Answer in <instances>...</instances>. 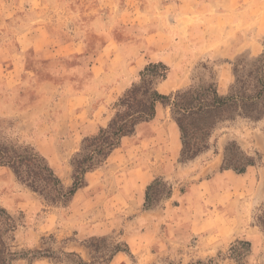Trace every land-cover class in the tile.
<instances>
[{
  "label": "crops",
  "instance_id": "obj_1",
  "mask_svg": "<svg viewBox=\"0 0 264 264\" xmlns=\"http://www.w3.org/2000/svg\"><path fill=\"white\" fill-rule=\"evenodd\" d=\"M50 1L55 11L47 16L43 8ZM179 1V16L190 17L204 5L220 0ZM73 3L75 0H0V50L7 57L6 62L0 60V81L11 95L0 106V116L17 120L45 137L46 144L62 146L71 154L83 138L107 126L113 105L137 80L145 65L162 62L169 67L167 79L157 86L158 91L163 90L160 93L168 95L188 85L191 67L203 57L202 47L206 48L192 42L180 43L183 41L175 40L158 25H147L135 36L120 41L115 33L118 19L113 21L107 10L93 16L95 29L70 26V16L89 17L79 7L73 10ZM119 12L125 15L126 10ZM136 12L137 7L127 14ZM9 18L14 23L11 31L5 29ZM8 33L15 36L13 46L4 41ZM29 53L50 68L28 69ZM30 83L37 89L33 101L26 90L14 92L18 86ZM180 151V133L170 109L158 104L155 117L139 124L132 136L122 138L103 167L86 174L85 186L72 198L74 201L81 195L83 204L97 205L108 212L128 211L132 217L123 222L114 212L113 216L108 215L113 217L111 222L104 220L106 232L92 231L81 237L104 235L121 226L122 240L130 253L143 260L164 252L168 255L191 243L208 258L236 240L259 245L261 232L251 227L250 215L246 214L250 204L239 207L236 203L244 190L251 191L248 193L261 203L264 188L259 186V169L250 167L240 175L222 170L220 150L181 164ZM260 151L264 163L263 150ZM173 165L176 170L172 177L179 184L157 207L144 210L146 187L155 178H164ZM0 177L9 185L20 184L7 168H1ZM249 225L251 229L246 230ZM124 262L125 256L117 253L108 264Z\"/></svg>",
  "mask_w": 264,
  "mask_h": 264
},
{
  "label": "rangeland",
  "instance_id": "obj_2",
  "mask_svg": "<svg viewBox=\"0 0 264 264\" xmlns=\"http://www.w3.org/2000/svg\"><path fill=\"white\" fill-rule=\"evenodd\" d=\"M179 3V0H153L151 2L150 0H75L71 6L72 9L76 10L79 7L78 9L84 10L89 14V17L70 16L68 20L71 21L69 25L73 27H93L92 22L95 13L107 10L113 16L112 20L118 19L115 20L118 23L115 33L120 41L135 36L137 30L149 27L147 25H158L160 28L164 27L168 30L175 40L183 41L180 43L186 41L195 45L206 46V48L202 47L204 50L203 57L191 67L188 85L180 89L216 83L219 94L227 95L235 80L234 67L242 70V67L249 66L264 51V1L220 0L213 5H204L203 9H198L199 11L195 16L190 15V17L179 16ZM46 5L47 7L43 8V13L48 16L55 11V8L52 1L47 2ZM136 7L138 12L129 16L127 13ZM184 7L188 9L189 5L186 4ZM204 7H208L209 11H206ZM2 10L3 8L0 7V11ZM12 10L13 8L9 9L10 14ZM122 10H126L125 15L119 12ZM8 20L9 26L5 29L11 31L14 23L12 19L9 18ZM131 25L134 28L130 29ZM93 29L95 28L93 27ZM0 36L3 35L0 34ZM5 36H8L4 39L6 43H10L11 46L16 43L14 34L8 33ZM0 42H2L1 38ZM1 46L0 44V49ZM3 53L5 51L1 52L0 50V60L4 59L3 61L6 62L7 57ZM28 56V69L39 68L43 71L50 68L48 64L37 62L32 53H29ZM14 84L15 82L12 83L11 87H14ZM4 86L0 81V106L3 105L4 100L8 101L11 96L10 90ZM20 89L26 90L33 101L37 89H34L31 83L29 86H18L14 92ZM159 91L163 92L161 88ZM0 141L6 143L19 141L32 146L47 160L62 184L65 187L71 185L72 168L70 162L81 144H78L71 154L62 146L46 144L45 137L39 136L33 130H28L17 120L1 116ZM231 141H235L246 154L252 157L256 153L261 155L260 150H263L264 154V120L251 122L237 118L234 121L219 124L212 134L210 147L204 154H211L213 151L220 150L223 159L224 146ZM256 168L260 171L259 186L262 189L264 188V163L262 160ZM174 170H176V165L170 166L167 170L169 173L163 178L172 187L179 184V181L174 176L172 177ZM181 184L185 186V183ZM248 192L244 190V193L236 198V203L239 207L244 204H246L244 207H247L250 204L246 214L250 215L251 227L257 228L261 232V239L257 240L259 245L256 244L257 242H253L254 244L249 242L250 246L252 244L254 246H251L252 252L250 247V254L243 260V263L264 264V229L261 228V210L264 205V198H261L259 204L255 199L256 196H252ZM81 198L79 195L76 200H71L67 207L53 206L23 185H9L2 182L0 177V208H4L15 217H21L22 222L15 233V242L12 245L18 251L50 249L55 252V258L29 261L32 260V255H28L29 259L16 261L14 264H78L75 257H65L61 254L62 252H74L84 261L90 262L91 257H103L113 246L125 243L122 240L123 229L121 226L115 227L104 235L81 237V235H87L92 231L96 233L106 232L104 220L109 219L111 222L113 217H108V215L113 216L115 212L102 210L97 205L83 204ZM252 205H255L254 209H252ZM115 213L116 218H121L123 222L133 215L128 211H116ZM250 225L246 230L251 229ZM92 237H105L107 240L103 243L89 242ZM230 247L231 245L227 246L212 258L200 255L194 243L187 245L186 248L180 247L178 250L171 251L168 255L164 252L155 258L150 257L148 260L134 256L130 251L129 254L120 253L125 256L123 264H237L228 258ZM209 259H213L214 262L209 263ZM99 262V264H104Z\"/></svg>",
  "mask_w": 264,
  "mask_h": 264
},
{
  "label": "trees",
  "instance_id": "obj_3",
  "mask_svg": "<svg viewBox=\"0 0 264 264\" xmlns=\"http://www.w3.org/2000/svg\"><path fill=\"white\" fill-rule=\"evenodd\" d=\"M169 67L162 62H151L139 72L137 80L118 98L112 108V117L104 128L83 138L80 148L72 157L71 185L65 187L59 177L35 149L19 141H0V168H7L16 180L38 194L53 206L67 207L75 193L85 186V176L102 166L108 156L119 147L121 139L135 133L136 127L155 117L158 104L169 107L181 140L178 163L185 164L210 147V140L217 126L227 121L241 118L251 122L264 120V51L249 66L239 70L234 67L235 80L227 95H220L216 83L207 86H190L171 94L160 93L157 86L167 79ZM262 157L246 154L240 146L231 141L223 149L222 170L244 174L248 168L256 167ZM172 186L162 177L155 178L145 191L144 210L159 205L172 194ZM261 215V228L264 229V205ZM21 217L9 214L0 208V264H14L19 260L35 261L42 258H55L50 249L18 251L12 244L15 233L21 226ZM105 237H92L89 242L103 243ZM248 241L236 240L229 249V259L237 264L250 254ZM129 254L127 244L113 246L103 257H91L84 261L74 252L64 253L65 257H75L78 264H108L117 253ZM214 262L213 259L208 260Z\"/></svg>",
  "mask_w": 264,
  "mask_h": 264
}]
</instances>
